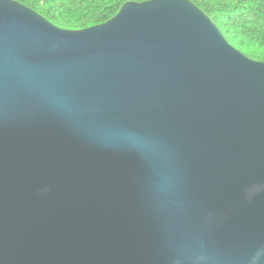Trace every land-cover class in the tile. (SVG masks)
<instances>
[{
  "label": "water",
  "instance_id": "obj_1",
  "mask_svg": "<svg viewBox=\"0 0 264 264\" xmlns=\"http://www.w3.org/2000/svg\"><path fill=\"white\" fill-rule=\"evenodd\" d=\"M0 264H264V62L189 0H0Z\"/></svg>",
  "mask_w": 264,
  "mask_h": 264
},
{
  "label": "trees",
  "instance_id": "obj_2",
  "mask_svg": "<svg viewBox=\"0 0 264 264\" xmlns=\"http://www.w3.org/2000/svg\"><path fill=\"white\" fill-rule=\"evenodd\" d=\"M55 26L84 29L113 17L128 2L147 0H14ZM217 26L225 40L246 57L264 62V0H189Z\"/></svg>",
  "mask_w": 264,
  "mask_h": 264
},
{
  "label": "snow or ice",
  "instance_id": "obj_3",
  "mask_svg": "<svg viewBox=\"0 0 264 264\" xmlns=\"http://www.w3.org/2000/svg\"><path fill=\"white\" fill-rule=\"evenodd\" d=\"M21 2H23V0H21Z\"/></svg>",
  "mask_w": 264,
  "mask_h": 264
}]
</instances>
